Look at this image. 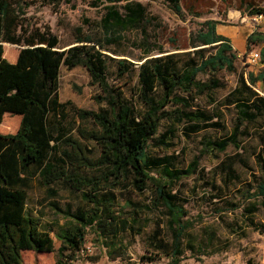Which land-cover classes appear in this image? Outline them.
Wrapping results in <instances>:
<instances>
[{
	"label": "trees",
	"instance_id": "trees-1",
	"mask_svg": "<svg viewBox=\"0 0 264 264\" xmlns=\"http://www.w3.org/2000/svg\"><path fill=\"white\" fill-rule=\"evenodd\" d=\"M173 1L180 13L179 1ZM244 1L250 2V17L264 15L263 8L253 6L254 0ZM18 6V0H0V123L6 114L21 117L17 133H0V264H24L25 251L52 253L54 238L62 243L57 264H67L64 253L80 252L90 232L103 239L110 253L120 254L123 245L118 244L119 236L135 229L145 211H152L149 205L139 206L131 200L123 206L118 203L115 189L122 179L138 193L151 187L155 194L152 206L168 212L173 264L181 263L186 250L195 255L214 246L216 232L205 228L202 236L194 233L196 222L188 217L173 186L195 173L205 153L215 155L231 146L240 148V136L248 137L253 126L264 129V96L257 90L261 83L264 93V33L256 31L248 38V53L253 47L261 52L263 68L257 73L239 72L236 63L242 57L228 38L218 34L220 22L214 20L206 21L197 37L202 47L216 50L214 56L202 58L199 63L192 59L181 66L180 53L148 58L150 51L146 52L132 92L136 102H131L111 82L110 72L112 66L116 68L115 80L121 81L135 72L136 64L109 57L102 51L104 45L91 37L77 39L68 49L61 48L60 40L50 31L24 27ZM137 6L139 12L132 11L131 16L122 17L113 11L105 19L106 28L116 25L124 29L136 21L145 12L141 4ZM4 44L22 47L15 63L5 58ZM63 67L86 68L93 84L104 93L101 100L108 109L86 111L71 102H61ZM206 70H227L238 75L233 91L237 113L233 132L218 141L204 138L200 156L189 167L172 169L165 159L149 153L162 121L185 124L190 133L221 128L219 114L192 105L196 96H211L222 86L218 80L199 81L198 75ZM70 115L94 127L77 126ZM89 144H94L93 150ZM96 152L97 157L91 155ZM153 170H159V175ZM35 179L48 188L62 182L69 190L82 193L87 209L64 211L66 226H42L28 209L29 190ZM241 196L249 203L246 212L254 214L257 205L250 202L264 199V176L254 189L241 192Z\"/></svg>",
	"mask_w": 264,
	"mask_h": 264
},
{
	"label": "rangeland",
	"instance_id": "rangeland-1",
	"mask_svg": "<svg viewBox=\"0 0 264 264\" xmlns=\"http://www.w3.org/2000/svg\"><path fill=\"white\" fill-rule=\"evenodd\" d=\"M20 17L24 27L50 31L60 40V47L68 49L77 39L91 37L102 43V51L114 59H125L136 64L135 72L121 81L115 80L116 68L111 69V82L120 88L127 100L136 102L133 90L138 84V67L142 60L179 54L181 66L193 59L197 63L202 58L214 56L216 50L202 47L197 37L204 23L209 20L225 26L249 24L264 32V16L259 22H251L244 0H178L181 12H176L173 0H18ZM254 7L264 9V0H254ZM141 4L145 12L126 28L107 29L105 19L117 11L122 17L131 16ZM240 14L242 16L240 17ZM248 22H243L244 18ZM113 22L111 21L110 24ZM197 46V47H196ZM5 58L15 63L22 47L4 44ZM12 48V49H9ZM205 49L202 51V49ZM253 51H260L253 47ZM200 52V53H199ZM250 52V53H251ZM237 61L239 72L257 73L263 66L250 65L246 56ZM218 80L221 88L213 95L196 96L193 106L205 112L219 114L221 128L204 129L190 133L185 124L162 121L159 133L150 142V156L166 160L172 169H186L200 156L202 140L211 138L218 141L231 135L237 113L233 91L237 87L238 75L227 70L213 72L206 70L198 75V80L208 82ZM263 85L257 87L261 96ZM60 100L71 102L75 108L99 112L107 110L105 96L98 85L93 84L86 68L68 69L63 67L60 76ZM76 125L92 129L91 122H82L70 115ZM21 125V117L6 114L0 123L1 134H15ZM73 135L78 137L76 130ZM240 148L234 146L222 153H205L199 160V167L191 176L183 178L173 186L180 197V203L189 212V218L196 222L195 234L202 236L205 228L216 232L214 246L200 254L184 252L180 264H264V199L252 200L257 205L254 214L245 210L249 206L242 199L241 192L254 189L264 176V129L251 128L248 137L240 136ZM163 142V143H161ZM164 142L167 146H164ZM94 144H89L93 150ZM98 156V153L91 154ZM96 156V157H97ZM159 170H153L159 175ZM89 174L93 173L88 171ZM109 191V190H107ZM104 191V193H107ZM118 203L123 206L131 200L139 206L149 205L152 211H145L135 229L123 233L118 244L123 245L120 254L110 253V249L94 233L90 232L83 249L72 254L64 253L67 264H173L171 257L172 231L169 228V214L162 207L154 208L155 194L151 187L144 193L136 192L130 182L122 179L115 189ZM87 209L82 193L69 190L62 182L51 187L43 186L35 179L29 190L28 209L40 220L42 226H66L64 211L78 208ZM253 225V226H252ZM138 227L142 228L139 232ZM52 253L23 252L24 264H57L62 243L54 238ZM161 246V247H160ZM73 257V260H69Z\"/></svg>",
	"mask_w": 264,
	"mask_h": 264
},
{
	"label": "crops",
	"instance_id": "crops-1",
	"mask_svg": "<svg viewBox=\"0 0 264 264\" xmlns=\"http://www.w3.org/2000/svg\"><path fill=\"white\" fill-rule=\"evenodd\" d=\"M241 16L242 14H240V17ZM248 21L249 20L246 17L243 22L246 23ZM251 22L252 21H250V23ZM256 31L263 32L260 28L249 27V24L247 23L235 26H225L222 23L217 25L218 34L230 40V43L238 53L239 58L242 57L243 54L248 53V38H250Z\"/></svg>",
	"mask_w": 264,
	"mask_h": 264
},
{
	"label": "built area",
	"instance_id": "built-area-1",
	"mask_svg": "<svg viewBox=\"0 0 264 264\" xmlns=\"http://www.w3.org/2000/svg\"><path fill=\"white\" fill-rule=\"evenodd\" d=\"M263 14H260V15H257V16H254L251 21L253 22H259V20H261L263 18ZM261 52L260 51H253L251 52L250 54H248L246 56V61L250 64V65H258L261 61Z\"/></svg>",
	"mask_w": 264,
	"mask_h": 264
}]
</instances>
